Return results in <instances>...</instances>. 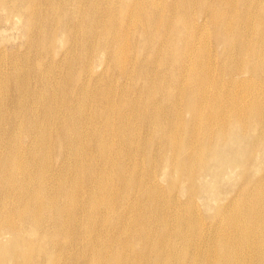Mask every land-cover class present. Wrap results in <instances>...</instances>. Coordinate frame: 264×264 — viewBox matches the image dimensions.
I'll use <instances>...</instances> for the list:
<instances>
[{"label": "bare ground", "instance_id": "bare-ground-1", "mask_svg": "<svg viewBox=\"0 0 264 264\" xmlns=\"http://www.w3.org/2000/svg\"><path fill=\"white\" fill-rule=\"evenodd\" d=\"M0 264H264V0H0Z\"/></svg>", "mask_w": 264, "mask_h": 264}, {"label": "rangeland", "instance_id": "rangeland-1", "mask_svg": "<svg viewBox=\"0 0 264 264\" xmlns=\"http://www.w3.org/2000/svg\"><path fill=\"white\" fill-rule=\"evenodd\" d=\"M184 33V32H183ZM10 44L12 46H8L7 45V49L6 51L9 53L10 55V52L11 50H17L19 51V53H22L24 52V50H26V45H25V40H22L20 38H12L11 41H10ZM212 46V45H211ZM66 45L62 48V50H66ZM214 48V47H213ZM227 67L229 68V70H236L239 68L238 65L236 64H228ZM214 87L217 85L216 83L213 84ZM44 98L46 97V94H43ZM177 110L178 111H182V112H185V107L184 105H180L177 107ZM207 113V112H206ZM205 113V114H206ZM148 168V164L145 165V169ZM163 183V180H159L158 181V184L159 185H162ZM147 186H150V187H154L156 190L159 191L160 193V196L161 198H163V195L165 194L166 195V200H173V201H176V197H177V189L182 188L184 186V184L180 183V184H177L176 187H174L171 191H169V188H166L163 190V187L162 186H155L153 183H147L146 184ZM164 202V201H163ZM166 205H169L170 203L169 202H164ZM193 203L191 201L187 202V201H181L179 202V205H178V208L183 210L185 209V211H195L196 210V207L193 206ZM199 205H202V202L199 201ZM176 206H173L171 207V211H177L175 209ZM207 223H196L195 226L197 227V229H201L203 226H205Z\"/></svg>", "mask_w": 264, "mask_h": 264}]
</instances>
